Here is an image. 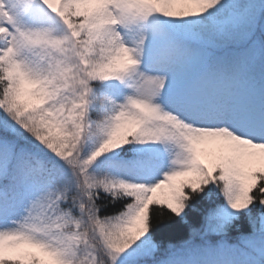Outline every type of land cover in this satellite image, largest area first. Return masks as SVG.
Wrapping results in <instances>:
<instances>
[{
  "label": "snow or ice",
  "instance_id": "snow-or-ice-1",
  "mask_svg": "<svg viewBox=\"0 0 264 264\" xmlns=\"http://www.w3.org/2000/svg\"><path fill=\"white\" fill-rule=\"evenodd\" d=\"M0 264H264V0H0Z\"/></svg>",
  "mask_w": 264,
  "mask_h": 264
},
{
  "label": "trees",
  "instance_id": "trees-1",
  "mask_svg": "<svg viewBox=\"0 0 264 264\" xmlns=\"http://www.w3.org/2000/svg\"><path fill=\"white\" fill-rule=\"evenodd\" d=\"M187 235V232L185 229H180L178 232L173 234L172 239L175 241L177 239H180L181 237H185Z\"/></svg>",
  "mask_w": 264,
  "mask_h": 264
}]
</instances>
